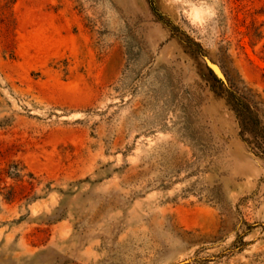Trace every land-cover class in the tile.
I'll use <instances>...</instances> for the list:
<instances>
[{"label": "rangeland", "instance_id": "374dc122", "mask_svg": "<svg viewBox=\"0 0 264 264\" xmlns=\"http://www.w3.org/2000/svg\"><path fill=\"white\" fill-rule=\"evenodd\" d=\"M229 89L264 110V0H0V264H264Z\"/></svg>", "mask_w": 264, "mask_h": 264}, {"label": "trees", "instance_id": "16d2710c", "mask_svg": "<svg viewBox=\"0 0 264 264\" xmlns=\"http://www.w3.org/2000/svg\"><path fill=\"white\" fill-rule=\"evenodd\" d=\"M219 83L224 85L220 80ZM222 91L235 116L241 139L255 157L264 162V110L261 108L263 103L255 101L247 93L231 89Z\"/></svg>", "mask_w": 264, "mask_h": 264}, {"label": "water", "instance_id": "95a60500", "mask_svg": "<svg viewBox=\"0 0 264 264\" xmlns=\"http://www.w3.org/2000/svg\"><path fill=\"white\" fill-rule=\"evenodd\" d=\"M204 60L206 61V63L208 64V66L213 69V71L215 72V74L217 75V77L223 82L224 85H227V80L226 77L224 76V74L222 73V71L219 69L218 66L214 65L208 58H204ZM215 69L219 70L220 72L216 71Z\"/></svg>", "mask_w": 264, "mask_h": 264}, {"label": "bare ground", "instance_id": "6f19581e", "mask_svg": "<svg viewBox=\"0 0 264 264\" xmlns=\"http://www.w3.org/2000/svg\"><path fill=\"white\" fill-rule=\"evenodd\" d=\"M216 71L220 72L219 70L215 69Z\"/></svg>", "mask_w": 264, "mask_h": 264}]
</instances>
